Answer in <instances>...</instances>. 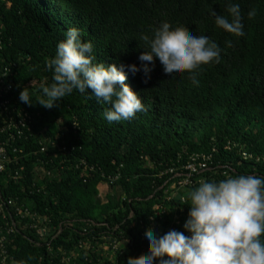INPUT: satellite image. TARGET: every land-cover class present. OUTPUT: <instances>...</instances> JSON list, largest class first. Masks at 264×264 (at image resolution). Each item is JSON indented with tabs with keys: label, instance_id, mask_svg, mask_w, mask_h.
<instances>
[{
	"label": "trees",
	"instance_id": "1",
	"mask_svg": "<svg viewBox=\"0 0 264 264\" xmlns=\"http://www.w3.org/2000/svg\"><path fill=\"white\" fill-rule=\"evenodd\" d=\"M232 3L243 37L215 26L211 12L227 15L226 0H0V72L10 71L0 94L8 158L0 193L11 202L0 211V264H127L147 255L146 231L189 235L185 200L200 181L264 177V0ZM164 22L220 47V62L202 67L199 86L187 73L165 77L154 61L147 83L126 71L144 107L130 121L107 122L109 105L75 90L52 109L37 103L40 86L52 83L46 61L69 28L92 43L94 63L140 67V36ZM25 88L32 106L19 101ZM201 154L210 169L180 185L186 177L176 175ZM109 177L118 180L109 186Z\"/></svg>",
	"mask_w": 264,
	"mask_h": 264
},
{
	"label": "clouds",
	"instance_id": "2",
	"mask_svg": "<svg viewBox=\"0 0 264 264\" xmlns=\"http://www.w3.org/2000/svg\"><path fill=\"white\" fill-rule=\"evenodd\" d=\"M227 15L211 12L215 26L235 37H243L244 26L238 4L226 0ZM256 15V9L248 12ZM145 49L136 65L94 63L93 45L82 41L80 30L69 28L58 42L54 58L46 61L52 83L40 86L38 104L52 109L67 95L78 91L99 104L109 105L103 118L109 122L130 121L144 111L139 95L125 81L126 71L142 73L144 83L151 78L154 61L165 77L187 73L194 86L203 66L220 62L221 49L207 36L190 34L184 27L162 23L151 35L142 34ZM230 46V42H227ZM91 90V95L88 94ZM19 101L32 106L28 88ZM35 103V104H37ZM188 218L184 231L171 230L163 236L144 234L147 255L128 258L127 264H264V177L227 176L218 181H200L187 193ZM154 219V217H149Z\"/></svg>",
	"mask_w": 264,
	"mask_h": 264
},
{
	"label": "built area",
	"instance_id": "3",
	"mask_svg": "<svg viewBox=\"0 0 264 264\" xmlns=\"http://www.w3.org/2000/svg\"><path fill=\"white\" fill-rule=\"evenodd\" d=\"M9 69L8 68H4L3 72H0V94L2 95L3 91H5L6 88H8V80L5 79V77L8 75L9 73ZM23 121L21 122L22 128H27L25 125V121L26 118L22 119ZM210 156L201 154V155H194L191 157V162L184 168L185 171H187V173L185 174H178L176 176H185L186 179L182 182H179L180 185H187L190 183L189 181V177L193 176V174H200L202 172L208 171L210 168L208 166L209 161H210ZM8 162V158H7V153L6 150L4 148H0V173L6 171V163ZM24 168H21V172H23ZM172 172V171H171ZM22 173L16 172L15 175L13 176V180L15 182L18 181V179L21 177ZM118 178H111L109 177L107 179L108 181V185L111 186V184H113L115 181H117ZM10 205L11 202H6L1 193H0V211L5 213L6 209H7V205ZM19 211V209H18ZM25 214L28 215V212L26 211ZM38 229V231L40 232V234L43 236L47 233L48 228L45 226H37L35 227ZM114 250H117V247L114 246L113 248Z\"/></svg>",
	"mask_w": 264,
	"mask_h": 264
},
{
	"label": "rangeland",
	"instance_id": "4",
	"mask_svg": "<svg viewBox=\"0 0 264 264\" xmlns=\"http://www.w3.org/2000/svg\"><path fill=\"white\" fill-rule=\"evenodd\" d=\"M108 192H109L108 186H106V185L104 186V188H102L100 190V193H101L102 196L106 195ZM104 254H106V255H111L112 254V252L109 250V247H105L104 248Z\"/></svg>",
	"mask_w": 264,
	"mask_h": 264
}]
</instances>
